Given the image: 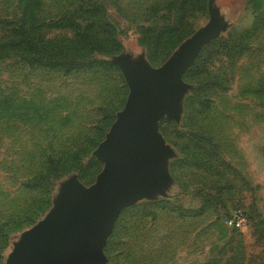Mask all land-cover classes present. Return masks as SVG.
Here are the masks:
<instances>
[{"label":"rangeland","instance_id":"rangeland-1","mask_svg":"<svg viewBox=\"0 0 264 264\" xmlns=\"http://www.w3.org/2000/svg\"><path fill=\"white\" fill-rule=\"evenodd\" d=\"M42 1L49 16L77 0ZM228 1L229 23L213 19L212 0L196 18L175 0H117L121 13L107 0L123 43L109 56L115 70L64 73L0 57V264L62 211L71 186L96 183L98 147L148 80L172 75L177 57L217 28L158 116L157 180L125 198L100 264H264V0ZM23 7L0 0V19L20 18ZM187 21L195 30L176 47L158 45L159 30ZM49 156L60 158L51 174ZM216 184L221 192L209 190ZM237 210L248 217L242 229L227 222Z\"/></svg>","mask_w":264,"mask_h":264},{"label":"water","instance_id":"water-1","mask_svg":"<svg viewBox=\"0 0 264 264\" xmlns=\"http://www.w3.org/2000/svg\"><path fill=\"white\" fill-rule=\"evenodd\" d=\"M210 7L216 19L213 0ZM218 31L191 44L187 53L177 57L172 75L162 82L148 80L149 87L153 85L128 107L98 147L104 168L96 183L88 189L71 186L62 211L22 238L8 264L101 263L105 237L125 198L140 185L141 191H147L157 180V165L150 159L161 152L155 132L159 114L173 107L182 75L197 51Z\"/></svg>","mask_w":264,"mask_h":264},{"label":"trees","instance_id":"trees-1","mask_svg":"<svg viewBox=\"0 0 264 264\" xmlns=\"http://www.w3.org/2000/svg\"><path fill=\"white\" fill-rule=\"evenodd\" d=\"M114 1L117 11L121 13L122 5L118 4L117 0ZM22 2L24 7L20 18L0 19L3 29V34L0 33L1 58L6 59L14 53L31 66L51 68L64 73L118 69L117 64L109 56L120 52L123 43L119 37L118 24L111 18L113 15L107 0H77L75 7L53 12L49 16L41 14L42 0H22ZM175 2L177 4L173 8L179 6L184 14L194 15L195 18L208 7V0H175ZM164 8L162 6L154 10L160 12ZM187 17L184 16L182 19ZM188 25H190L189 21L175 26H165L158 31V45L161 43L176 47L195 30L192 28L188 33L190 31ZM176 39L178 40L175 41ZM55 159L57 158H50L48 174L54 171ZM92 163L101 164L96 160ZM211 189L213 191L218 189L221 192L222 186L216 184L209 188ZM160 200L164 201L163 198ZM206 206L210 204L206 203L194 209L184 208L183 212L199 213Z\"/></svg>","mask_w":264,"mask_h":264},{"label":"built area","instance_id":"built-area-1","mask_svg":"<svg viewBox=\"0 0 264 264\" xmlns=\"http://www.w3.org/2000/svg\"><path fill=\"white\" fill-rule=\"evenodd\" d=\"M227 222L232 227L242 229L247 224L248 217L246 216V214H244L243 211L237 210L231 215Z\"/></svg>","mask_w":264,"mask_h":264},{"label":"crops","instance_id":"crops-1","mask_svg":"<svg viewBox=\"0 0 264 264\" xmlns=\"http://www.w3.org/2000/svg\"><path fill=\"white\" fill-rule=\"evenodd\" d=\"M228 3H230L228 0H213L214 10L223 21L228 20L227 19L228 15L226 14V11H225V9L227 10ZM227 22L229 23V21Z\"/></svg>","mask_w":264,"mask_h":264}]
</instances>
